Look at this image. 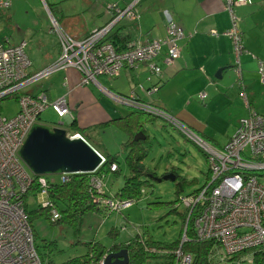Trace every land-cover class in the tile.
Instances as JSON below:
<instances>
[{
    "label": "built area",
    "instance_id": "1",
    "mask_svg": "<svg viewBox=\"0 0 264 264\" xmlns=\"http://www.w3.org/2000/svg\"><path fill=\"white\" fill-rule=\"evenodd\" d=\"M226 1L233 5L250 0ZM10 5L11 0H0V10H5ZM228 9L233 23L227 34L233 40L232 52L236 55L233 66L236 70L245 49L234 11ZM119 11L117 10L119 17L133 14L130 7ZM50 17L55 27L56 20L51 15ZM114 22L113 20L111 24L96 29L83 38H75L66 31L57 30L59 56L34 73L29 72L31 61L25 53L26 41L8 44L7 39L0 40V102L5 98L15 97L18 103V110L13 116L0 114V264H42L25 211L24 197L31 190L39 191L41 196L46 197L51 182L46 175H36L26 170L20 150L46 108L51 107L60 119L71 115L65 96L52 100L44 91L31 94L23 91V88L68 67L80 72V85L95 82L100 75L114 77L123 68H133L141 62L148 65L151 73L159 76L161 69L153 59L162 46L167 47V64L180 54L179 40L184 33L171 19L165 26L164 38L133 42L121 49L104 39ZM258 64L261 70L263 62L258 60ZM151 90H155V87ZM105 92L117 102L157 114L182 132L189 131L192 140L207 154L210 169L208 180L201 189L182 197L192 202V206L197 203L201 205L195 206L197 219L194 224L193 220L187 221L186 230L194 232L197 241H212L207 264H264V114L250 110L247 116L239 120L228 141L222 147L215 148L202 139L203 142L200 143V138L183 123L151 103L142 102L133 96ZM200 97L204 98L205 94L201 93ZM70 137L83 138V135L73 132ZM99 155L104 162V157ZM111 169H116V165L111 164ZM67 178V175L60 174L59 180ZM100 184L96 182L97 193ZM33 187L36 188L33 190ZM41 203L44 206L51 204L47 200ZM129 204L130 201L113 200L108 207L119 210ZM184 206L187 208L186 204ZM51 218H59L58 210L53 207ZM189 238L185 237L187 240ZM192 260L190 253L177 250L173 264H191Z\"/></svg>",
    "mask_w": 264,
    "mask_h": 264
},
{
    "label": "crops",
    "instance_id": "2",
    "mask_svg": "<svg viewBox=\"0 0 264 264\" xmlns=\"http://www.w3.org/2000/svg\"><path fill=\"white\" fill-rule=\"evenodd\" d=\"M107 1L108 14L104 24H111L114 20L112 32L117 31L119 35L125 37L112 38L115 39L113 41L115 47L123 48L137 41L164 38L166 34L165 26L167 21L171 19L182 28L184 33L179 40L180 54L168 65L165 62L167 47L162 46L160 52L153 59L154 63L161 69L159 76L151 73L148 65L141 62L136 67L123 68L114 77L100 75L95 79V82L80 85V72L73 67H68L57 70L44 79L41 78L42 82L35 89H25L31 94L44 91L52 100L60 96L66 97L71 115L60 119L63 124L60 121L61 126L59 127L65 129L68 138L74 139L70 137L73 132L80 133L83 135V139L103 157L106 156V151L109 154L115 153V155L118 154L124 158L122 145L131 135L118 128L113 121L118 117L133 113L136 108L113 100L105 91L123 96H133L142 102H150L152 105L177 117L181 123L188 124L195 135L201 137L204 141L208 137L203 132L200 119H198L194 110L198 101L206 104L205 98H207L208 103L201 108L207 109L210 105L222 104L224 101L228 102L225 97L221 101H217L218 98H215V96L219 95V92L223 94L231 88L237 90V88L243 87L244 92L241 93L244 97V105L248 108V113L250 110H254V112L264 114V105L258 107L252 105L253 103L250 104L255 99L256 94L250 99V102L248 97V91L252 90L255 85L262 86L264 84V0H250L249 2L233 5H229L226 0ZM127 7H130L133 14L131 16L123 14L119 17L117 10L121 12ZM227 7L234 11L245 49L244 56L242 55L243 58L242 56L240 58V66L237 68L240 69L241 77H238V73L234 71L233 65L235 64L236 55L232 52L234 49L233 40L227 34V30L233 22L232 14ZM236 9L244 22V26L239 25L240 19L236 15ZM64 29L73 37H79L71 28L64 27ZM256 29H258V32H254ZM87 34H82L80 38L85 37ZM1 39L3 40V38ZM56 39L57 48L50 51L52 55L46 56L48 60L45 63L40 64L32 54L27 55L31 61L30 73H34L56 60L60 53L59 38ZM258 60L263 62L261 70ZM242 62L244 66L241 65ZM217 72L220 77L215 75ZM230 73L233 76H230ZM141 74L146 76V83L140 80ZM111 79L115 80L110 81ZM36 82H32L27 86ZM152 87H155V90H151ZM205 89L209 90L207 95L203 92ZM201 92L205 94L204 98L200 97L199 93ZM262 92L264 94V91ZM195 105L196 107H194ZM121 110H125V112ZM52 111L56 114L53 109ZM152 115L153 117H160L157 114ZM183 115L186 117L181 118ZM128 117H132V114ZM73 121L76 123L78 131H73L69 127ZM151 123H155V121H146L142 125L146 129L147 124ZM136 129H138V126H135ZM135 132L143 136V138L140 136L135 140L145 139V134L140 131V128ZM145 132L147 134V131ZM228 139L223 144L219 143L211 146L215 148L222 147ZM89 140L93 141L94 145ZM116 144L119 145L120 151L114 152L111 147ZM195 144L199 147L197 143ZM205 155L207 158L206 153ZM207 161L208 171L205 182L208 180L210 171L208 158ZM58 178H60V174H58ZM91 180L93 181V178ZM94 180L97 181V179ZM113 244L122 245L119 242Z\"/></svg>",
    "mask_w": 264,
    "mask_h": 264
},
{
    "label": "rangeland",
    "instance_id": "3",
    "mask_svg": "<svg viewBox=\"0 0 264 264\" xmlns=\"http://www.w3.org/2000/svg\"><path fill=\"white\" fill-rule=\"evenodd\" d=\"M46 2L49 4L56 3L60 9V12L56 15L58 22L52 13L47 10ZM107 2V0H11L10 7L6 10H0V38H3V40L7 39L6 43L8 44H18L23 39L26 40L27 55L32 54L37 62L43 64L48 60L46 56L52 55L50 51H54L57 48V30L58 32L66 31L63 28L69 27L80 38L84 33L89 34L98 28L100 29V27H105L106 24L104 23H106V15L108 14L106 9ZM49 14L56 20L55 27L52 25ZM236 15L240 19L239 25L244 26L237 9ZM254 32H258V29ZM242 65L244 66L243 62ZM234 71L238 73V77H241L240 69ZM230 76L233 75L230 73ZM42 79L25 86L23 90L35 89L42 82ZM140 80L146 83V76L141 74ZM234 81L236 82V80ZM262 91H264V84L262 86L255 85L252 90L248 91L249 102L256 94L255 99L250 104L253 103L252 105L258 107L264 105V94ZM203 92L207 95L209 90L205 89ZM241 92H244L243 87H239L237 90L231 88L227 92H223V94L219 92V95L215 96V98H218L217 101H221L225 97L228 102L224 101L222 104L210 105L207 109H201L203 105L205 106L208 103L207 98H205L206 104L198 101L196 103L197 107L196 105L194 106L196 107L194 109L196 115L201 122V128L209 139L205 141L207 144H223L228 137L234 134L238 121L248 114V108L244 105V97ZM211 95L214 96L212 93ZM17 110L18 103L15 97H8L0 102V114L3 116L11 117ZM121 111L125 112V110ZM169 115L178 119L171 113ZM184 117L186 116L183 115L181 118ZM60 121V118L52 111L51 107H48L40 114L38 123L52 130L61 126L59 124ZM153 121L155 123L147 124L146 126L147 135L151 142L150 149L143 159V164L150 172L149 176L145 177L144 193L141 198L133 203L130 208L126 209L122 215H109V218L103 224H100L102 219L99 213L89 212L83 217L77 231L70 225L52 224L44 216L36 219L33 223V229L36 234L35 244L38 246L39 254L45 263L50 259L51 264H68L71 259L86 253L87 246L85 243L87 242L95 240L109 247L113 242H128L137 232L140 233L142 230H149L154 238L159 241H174L178 238L176 251H184L183 244L188 241L185 237L189 238L186 222L193 220L194 224L197 219L194 213L195 206L198 205L200 207L201 205L197 203L192 206V202L182 197L202 186L208 171V161L204 151L191 141L192 138L189 135V131L185 132L186 135L168 120L161 117H156ZM184 125L188 128L186 124ZM188 129L195 134L192 129ZM89 141L93 144V141ZM199 142H203L201 137ZM111 149L116 152L119 150V145L117 146L116 144ZM112 155H115V153ZM117 157L120 162L119 175L116 176L113 173H109L104 176V181L108 183L107 188L111 189L112 192L118 189L117 185L122 184L123 176L128 173V169L123 162V156L118 155ZM22 162L26 170L32 173L26 162L23 160ZM168 169H173L178 174L176 180L161 179V181H156L154 179V177L162 178V175ZM47 176H52L56 180L59 179L58 174H48ZM111 179L114 180L113 186L110 184ZM177 182L181 183V191L178 189ZM177 192H179V196H182L179 197V204L184 203L187 208L183 210L182 206H178V203H176V212L170 213L167 203L177 199ZM114 199L105 197L101 201L108 206L111 205V201ZM24 200L26 208L34 210L39 203L45 200V196H41L39 191L35 190L33 192L31 190L26 194ZM108 200L110 201L108 202ZM115 207H117V204ZM123 215L124 217H122ZM112 226L118 230V233L116 232L114 236L117 237V240H112L107 233ZM107 252L108 250L105 253H101L91 264H102L105 256L109 253ZM140 264L153 263L140 261ZM224 264L230 263L225 262Z\"/></svg>",
    "mask_w": 264,
    "mask_h": 264
},
{
    "label": "trees",
    "instance_id": "4",
    "mask_svg": "<svg viewBox=\"0 0 264 264\" xmlns=\"http://www.w3.org/2000/svg\"><path fill=\"white\" fill-rule=\"evenodd\" d=\"M48 10L52 13L54 18L60 12V9L57 7L56 3L49 4L47 3ZM112 38H125L122 35H119L118 32H112V29L105 35L104 39L110 41L114 46V40ZM124 46L123 48H125ZM117 48V47H116ZM121 47H118L119 49ZM242 65V63H241ZM150 103V102H147ZM132 114V117H128ZM124 117H118L113 122L118 128L123 129L125 132L130 134V138L123 143L122 153L124 154L123 162L128 169V173L123 176V182L121 185H117L118 189L114 192L111 189L107 188L108 183L104 181V176L109 173H113L116 176L120 173V162L117 155L109 154L105 151V161L103 164L92 173H72L67 175V179L64 181L56 180L52 176H46L51 182L48 189V194L45 197V200L50 202V205L44 206L42 203L38 204V207L34 210H29L24 205L25 211L28 215V220L32 228L34 238L36 240V234L33 229V223L36 219L44 216L46 219H49L52 224L55 225H70L74 228L75 231L78 230V226L82 222L83 217L89 212L99 213L101 215L100 224L109 218L111 214L122 215V213L130 208L133 203L141 198L144 193L143 186L145 185V177L149 176V169L145 168L143 164V159L150 149V138L146 134V129L143 127V123L146 121H153L156 117L146 113L140 109H134L133 113H130ZM188 126V124H186ZM135 126H138V129L135 130ZM73 131H78L76 123L73 121L69 126ZM143 131L145 134V139L135 140L134 135L135 131ZM180 130L178 127H176ZM188 128L192 129L190 126ZM181 131V130H180ZM182 132V131H181ZM186 138V137H185ZM187 139V138H186ZM190 140V139H189ZM194 144L195 142L191 140ZM111 164H116V169H111ZM154 174V173H153ZM164 174H174L175 180L178 177V174L173 170H166ZM164 174L162 176H164ZM95 176V177H93ZM94 180V182L91 180ZM111 185L113 186L114 180L111 179ZM96 182H100L99 192L98 188L95 187ZM178 189L181 191L182 186L180 182H177ZM205 184V181H204ZM204 184L198 188L201 189ZM36 187H33L34 190ZM197 189V190H198ZM196 191V190H195ZM177 192V199L168 202L170 208V213H175V204L178 203V206H182L185 210L184 204L180 203V198ZM91 195V196H90ZM26 196V195H25ZM105 197L115 198L116 201H130V204L126 207H123L119 210L112 209L101 200ZM95 198L97 200H95ZM95 202V203H94ZM177 206V207H178ZM57 209L59 212V218H51V209ZM124 217V215L122 216ZM158 226V225H157ZM190 227V225H189ZM118 230L116 227L112 226L107 231L108 235L112 240H117V237H114ZM190 240L186 241L183 244V250L192 255L191 264H207V256L209 249L212 246V241L204 240L197 241L194 236V232L189 231ZM116 243V242H113ZM110 244L109 247H106L99 242L92 240L85 243L87 246L86 253L76 256L75 258L68 261V264H91L94 259L98 258L101 253L114 251L117 252L120 249L124 248L128 253V263L127 264H140V261H148L153 264H173L176 260V245L178 243V238L174 241H159L154 238V236L149 232V230H142L140 233H136L128 242L118 244ZM37 251L39 252L38 246ZM107 252V253H108ZM42 264H51L50 259L45 263L42 259V256L39 254ZM132 258V259H131Z\"/></svg>",
    "mask_w": 264,
    "mask_h": 264
},
{
    "label": "water",
    "instance_id": "5",
    "mask_svg": "<svg viewBox=\"0 0 264 264\" xmlns=\"http://www.w3.org/2000/svg\"><path fill=\"white\" fill-rule=\"evenodd\" d=\"M215 75L217 76L218 72ZM140 136L142 135L136 134L134 139ZM20 155L21 160L26 162L31 171L39 175L94 172L103 162L98 152L85 139L81 137L70 139L62 127L49 130L41 125L31 129L21 147ZM154 179L173 181L175 176L165 174L162 178ZM127 263V251L122 248L117 252H109L102 264Z\"/></svg>",
    "mask_w": 264,
    "mask_h": 264
},
{
    "label": "flooded vegetation",
    "instance_id": "6",
    "mask_svg": "<svg viewBox=\"0 0 264 264\" xmlns=\"http://www.w3.org/2000/svg\"><path fill=\"white\" fill-rule=\"evenodd\" d=\"M117 15H118V12H117ZM163 177V176H162ZM127 251V250H126ZM111 252H114V251H111ZM127 255H128V253H127Z\"/></svg>",
    "mask_w": 264,
    "mask_h": 264
}]
</instances>
